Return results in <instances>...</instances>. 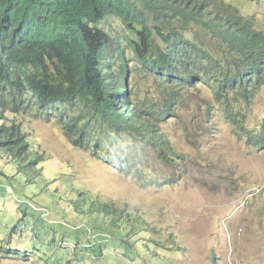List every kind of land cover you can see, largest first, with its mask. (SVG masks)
Returning a JSON list of instances; mask_svg holds the SVG:
<instances>
[{"label":"trees","instance_id":"1","mask_svg":"<svg viewBox=\"0 0 264 264\" xmlns=\"http://www.w3.org/2000/svg\"><path fill=\"white\" fill-rule=\"evenodd\" d=\"M150 1L152 13L144 9L136 19L130 7L132 0H23L25 11L39 18L46 30L35 51L17 56L23 62L14 72L17 75L14 97H20V112L31 108L41 115L56 117L74 146L91 148L88 144L91 135H100L96 148L103 150V142L111 144L105 150L116 151L126 164L117 167L134 171V177L141 180L147 178L148 167L143 158L151 148L158 152L155 160L178 165L185 158L173 147L167 133L161 131L162 123L181 118L179 106L187 101L185 91L197 88L201 82L208 84L215 101L225 104L228 116L236 118L243 114L238 104L253 101L256 90L264 84V27L256 19L243 16L237 7L223 0H171L166 4ZM108 15L120 17L124 24L117 26L116 31L111 25L103 33L90 28L91 22ZM194 26L219 40L224 60L194 39ZM93 63L101 71L95 78L91 71ZM7 65L6 55H0V77ZM102 73L109 76L111 85H118L113 98L100 90ZM21 75L34 90L33 98L28 100L22 99L21 92L26 89ZM136 77L157 80L158 88L165 93L163 102L156 104L142 99L137 89L142 85L135 84ZM128 79L135 84L131 91ZM206 107L210 113L211 101ZM259 125L263 129L264 118ZM21 130V125L2 128L3 134L15 131L19 138L15 145L27 148L31 139L28 133L22 135ZM28 170L30 173L31 168ZM16 190L14 197L21 198L23 191ZM99 204L105 210L101 212L110 210L108 215L112 217L104 225L113 222V226L103 229L104 225L97 223L95 230L125 247L132 259L154 244L147 241L143 245L139 237L146 224L137 209L124 213L114 204L111 207L103 201ZM1 207L7 208L8 202ZM30 209L7 212L10 219L7 222L0 219L3 221L0 234L30 236L32 243L41 241L36 253L53 250L67 257L65 264H76L78 259L72 258L81 250L75 252L71 245L62 243L52 247L56 237L45 239L54 233L42 231L39 213ZM77 212L89 215L76 217L79 222L87 219L94 223L93 216H100V211ZM24 226L37 228L29 230ZM7 244L12 246L13 240H0V248H5L6 254L16 253ZM93 251L99 253L101 249L95 247ZM70 253L72 257L68 259Z\"/></svg>","mask_w":264,"mask_h":264},{"label":"rangeland","instance_id":"2","mask_svg":"<svg viewBox=\"0 0 264 264\" xmlns=\"http://www.w3.org/2000/svg\"><path fill=\"white\" fill-rule=\"evenodd\" d=\"M226 1L264 25V0ZM193 34L197 41H205L216 58L224 60L223 48L210 33L195 27ZM136 80L135 84L142 85L137 88L142 99L156 104L163 102L165 93L158 88L157 80L152 77L147 80L136 77ZM135 84L129 79L131 87ZM185 93L187 101L179 106L181 118H171L161 124L177 152L185 154L181 156L185 158L178 165L155 160L158 152L151 148L143 160L148 167L146 180L105 161L102 155L106 151L99 152L95 147L100 135H91L88 143L91 148L74 146L56 117L44 121L34 120L30 113L21 115L26 131L33 132L37 139L34 153L46 159L39 169L44 175L58 176L61 187L65 182L69 201L76 191L85 189L124 213L138 209L147 224L142 232L143 245L147 237L158 239L157 244L135 255L134 260L123 246L114 242H103L105 259L84 252L76 255L77 258H84L87 264L99 261L101 264H156L157 255L165 259V264H236L235 259H240L239 264H264V148L250 139L258 136L255 132L259 131L264 140L258 123L264 118V86L253 101L238 104L243 114L236 118L228 116L225 104L215 101V94L206 83L201 82ZM209 101L211 112L204 114ZM11 117L14 116L11 114ZM3 155L0 168L13 174L18 166L10 167V158ZM151 183L165 185L146 186ZM13 184L16 182L12 178L7 182L0 180V192H6V185L14 188ZM66 191L61 188L58 196L62 197ZM1 193V199H8L6 212L22 210L21 204L28 203V199ZM9 219L10 214L3 216L5 222ZM51 225L46 228L51 229ZM84 230L76 245L95 243L91 240H97V235L90 236L85 227L80 231ZM69 235L59 232L56 240H71L73 236ZM2 239H12V246L7 245L17 251L9 255L4 252L5 248H0V264H65L67 261L66 256L53 250L36 253L35 248L40 245L37 243L41 241L32 243L30 236H14L9 232L0 234ZM71 257L72 253L68 259Z\"/></svg>","mask_w":264,"mask_h":264},{"label":"clouds","instance_id":"3","mask_svg":"<svg viewBox=\"0 0 264 264\" xmlns=\"http://www.w3.org/2000/svg\"><path fill=\"white\" fill-rule=\"evenodd\" d=\"M223 1L233 5L232 3L226 0ZM157 2L159 4H166V3H170L171 0H158ZM151 5L152 4L150 0H132V2L130 3L132 13L136 17V19L138 16H142V12L144 9L152 13L149 10V6ZM243 16L245 15L243 14ZM123 24L124 23L120 17L116 15H108L98 22H91L90 28H92L94 31L100 30L103 33L104 30L111 25L114 27V31H116V27ZM257 24L259 26L264 27V25L261 23L257 22ZM195 27L198 26H194L193 30ZM45 30L46 27L39 18H36L25 11L23 0H0V55H6V60L8 63L7 69L4 71L3 76L0 77L4 79L0 81V145L3 148L0 151V157L4 156L3 155L4 153L10 158L8 162L10 167H14L15 164L16 166H18L13 174H9L6 170L0 168V180L2 182H7L9 178H12L16 182V184H13L14 188L12 187V185H6V192L5 193L0 192V193L1 195H5V196L10 194L11 197L12 196L14 197V194L17 191L16 188H19L20 190L23 191L21 198H23L24 200L28 199V203L23 202L21 205H23L24 208H26V210L28 211L31 210L30 208H32L34 209V211L39 213L40 216L39 227L42 231L45 232L46 230H48L51 232V234L54 233V236H49L50 239H45V241H50L51 237L52 238L56 237L55 241L52 244V247H59L61 243L66 245L69 244L75 249V252L81 250L78 254L84 252L89 254V256H96L98 258L105 259L103 255L105 253L106 248L104 247L105 244L103 242H112V241H109L110 238L107 235L97 233L94 224L99 223L104 225L106 221L112 219V217L108 215L110 210H107L106 212H101V211H105L104 207L101 204H99L103 200L99 196H95V197L91 196L90 193L85 189L78 192L76 191L74 194L75 197H73L72 200L69 201L67 197L69 193V189L66 187L65 182H63V185L61 187L60 179L58 176L56 175L50 176L43 174L42 170L39 168L41 164L45 163L46 159H42L41 158L42 156L40 157V155H36V153H34L33 149L37 147L38 144L37 139L35 138V134L33 132L26 131V123L23 120V118H21V115L22 114L28 115L30 113L33 116L34 120L42 119L44 121L52 120L54 117L53 116L47 117L41 115L39 112H36L31 108L24 112H20L18 109V104L20 103L18 102V100L20 97H14V94L17 91V86H16L17 75L14 76V72L18 70V64L23 62V60L17 58V56L35 51L38 45L43 41L42 37H44L45 35ZM211 36L217 40L219 46L221 47L219 40L214 35L211 34ZM194 39H195V35H194ZM200 43H203L205 48H207L205 41H201ZM259 57L260 59L263 58L261 57L260 53H259ZM91 71L94 78L97 77L98 73L101 72L98 69V66L94 63L91 66ZM8 76L9 77L14 76V77L8 78ZM21 78H22V85L26 89L21 92L22 99L28 100L30 98H33V96L31 95L34 92L33 88L25 82L24 75H21ZM108 78L109 76H107L105 73H102V77L99 80L100 82L99 87L102 93L108 92L110 98H113V96L118 91V85L116 84L111 85L110 80ZM127 85L128 88L130 89L131 86L129 85V79ZM262 86H264V84L261 85L256 90L257 93L260 91ZM72 113H77V112L72 111ZM205 113H209V112H204V114ZM11 114L12 116H14L13 118L11 117ZM12 125H21L22 130L20 131V133L22 135H24L25 133L29 134L27 135L29 136L31 141L27 148H22L20 146L15 145L16 141L19 139L16 137L17 133L15 131L9 134H3L2 128L11 127ZM260 130L263 131L264 133V127L263 129H261L260 127ZM161 131L165 132L164 130H162V127H161ZM255 133L258 134V136H253V137L250 136V139L253 140L252 141L253 144H256L261 148H264V140L261 138L262 136L261 133L259 131H256ZM33 134L34 136L32 137ZM99 139L96 146L99 144ZM8 140L11 141L9 142L8 145H6V142ZM110 146L111 144L107 142H103V146H102L103 150H105L107 147ZM97 150L99 152L102 151L100 150L99 147L97 148ZM107 152L110 151H106L102 155V158L105 161H109L110 163H113V165L116 168H118L117 166L121 164L126 165L125 163H123L124 161L121 160V156H117L118 154H109ZM37 153H41V151L37 149ZM144 159L146 158H143V160ZM29 168H31L30 173L28 170ZM126 172L133 173L134 171H126ZM48 179H53L52 183L46 182V180ZM44 182H46L45 186L41 187L44 184ZM152 184H157V186L165 185L163 183H159V184L151 183V184H146V186ZM50 187H52V189H50ZM61 188L67 190L62 197L58 196V194L61 192ZM5 200L8 199L0 198V209L2 210L0 211V213H4V216L6 215L7 212H6V208L3 209L1 207V204L3 202H8ZM105 203L109 204L110 207L112 205L108 202ZM77 211H84V212L95 211L96 213H99L100 211V216L99 218L93 216V218L95 219L94 223L87 219L79 222L76 217L80 215H84L87 218L89 215L87 213H79ZM138 214L141 215L139 210H138ZM141 218L145 221L146 224V220L142 217V215ZM0 219H3V216H0ZM2 223L3 221L0 222V225H2ZM49 223L52 224L51 229L50 227L46 228V226H48ZM109 226H113V222L108 225L107 224L104 225L102 228L105 229ZM31 227L37 228V226H31ZM83 227L87 229V233L90 236L97 235V240H91V242H95V243H92L91 245H85V244L76 245L78 244L77 242L81 240L80 235L83 232H86V230L82 232L80 231ZM145 229L146 227L142 230V232ZM59 232L70 234L69 236H73V237L71 238V240H64V241L60 240V242H58L56 239L58 238L57 234ZM142 232L139 235L140 238H142ZM32 234L36 236V234H34L33 232ZM45 236L46 234H44V236L42 237ZM157 240L158 239L149 240L147 237V241H152L154 243L153 245L157 244ZM56 243H58V245H56ZM95 247H99L101 249V252L99 253L94 252L93 249ZM235 253L240 254V251L239 252L235 251ZM75 259H78L76 260L78 262H75L76 264H87V261L84 258H77V257L72 258L73 261H75ZM155 259L158 260L156 264H165L164 262L165 259L163 257L157 255L155 256ZM234 261L236 264L241 263L240 259H235ZM98 264H101L100 261L98 262Z\"/></svg>","mask_w":264,"mask_h":264}]
</instances>
